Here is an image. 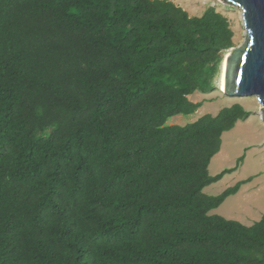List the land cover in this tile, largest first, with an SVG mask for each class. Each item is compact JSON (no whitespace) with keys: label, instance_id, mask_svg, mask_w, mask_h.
I'll return each instance as SVG.
<instances>
[{"label":"trees","instance_id":"obj_1","mask_svg":"<svg viewBox=\"0 0 264 264\" xmlns=\"http://www.w3.org/2000/svg\"><path fill=\"white\" fill-rule=\"evenodd\" d=\"M175 1L0 0V264H264V216L211 215L251 179L204 193L252 113L167 125L235 47Z\"/></svg>","mask_w":264,"mask_h":264},{"label":"rangeland","instance_id":"obj_2","mask_svg":"<svg viewBox=\"0 0 264 264\" xmlns=\"http://www.w3.org/2000/svg\"><path fill=\"white\" fill-rule=\"evenodd\" d=\"M175 4L183 8L191 17H201L208 8H215L230 22L234 32V49L242 48L247 42L248 32L244 26L243 11L238 7L226 5L222 0H176ZM232 50L226 52L223 59ZM223 66L217 79L216 89L207 94L197 93L190 97L193 103L203 104L199 111L191 116H178L168 121L169 126H186L195 123L205 115L217 116L225 108L241 104L252 113L246 122H239L236 128L224 134L221 152L212 160L209 171L212 177L237 167V171L226 175L223 180L208 187L204 193L217 197L239 182L248 181L241 192L230 197L212 216H220L236 221L246 227H252L264 216V121L261 118V106L256 98L228 97L222 91ZM244 158L243 161H239Z\"/></svg>","mask_w":264,"mask_h":264},{"label":"water","instance_id":"obj_3","mask_svg":"<svg viewBox=\"0 0 264 264\" xmlns=\"http://www.w3.org/2000/svg\"><path fill=\"white\" fill-rule=\"evenodd\" d=\"M243 11L248 39L226 60L225 95L256 98L264 121V0H222ZM223 64V63H222Z\"/></svg>","mask_w":264,"mask_h":264},{"label":"bare ground","instance_id":"obj_4","mask_svg":"<svg viewBox=\"0 0 264 264\" xmlns=\"http://www.w3.org/2000/svg\"><path fill=\"white\" fill-rule=\"evenodd\" d=\"M229 57V54L224 58V62L222 64L223 66V71H222V76H221V87H222V91L223 93H225V78H226V71H227V63L226 60Z\"/></svg>","mask_w":264,"mask_h":264},{"label":"crops","instance_id":"obj_5","mask_svg":"<svg viewBox=\"0 0 264 264\" xmlns=\"http://www.w3.org/2000/svg\"><path fill=\"white\" fill-rule=\"evenodd\" d=\"M196 94H197V93H196ZM194 95H195V94H194ZM194 95H193V96H194ZM190 97H192V96H190ZM190 97H189V99H190ZM196 104H197V103H196ZM228 108H229V107H228ZM251 116H252V115H251ZM199 119H200V118H199ZM199 119H198V120H199ZM249 119H250V118H249ZM249 119H248V120H249ZM248 120H247V121H248ZM237 124H238V123H237ZM236 126H237V125H236ZM225 134H226V133H225ZM243 187H244V186H243ZM206 189H207V188H206ZM206 189H205V190H206ZM205 190H204V191H205ZM240 192H241V191H240ZM240 192H239V193H240ZM239 193H238V194H239ZM238 194H237V195H238ZM212 212H213V211H212Z\"/></svg>","mask_w":264,"mask_h":264}]
</instances>
